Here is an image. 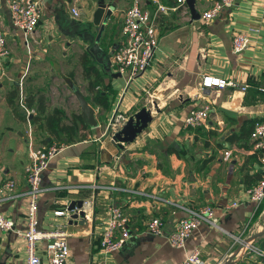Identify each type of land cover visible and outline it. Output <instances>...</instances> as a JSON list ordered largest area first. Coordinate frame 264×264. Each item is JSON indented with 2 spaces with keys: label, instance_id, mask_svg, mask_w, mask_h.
Returning <instances> with one entry per match:
<instances>
[{
  "label": "crops",
  "instance_id": "obj_1",
  "mask_svg": "<svg viewBox=\"0 0 264 264\" xmlns=\"http://www.w3.org/2000/svg\"><path fill=\"white\" fill-rule=\"evenodd\" d=\"M37 1L39 20L25 38L11 26L6 0H0V32L8 51L0 65V182L15 181L11 194H0V214L16 228L25 227L28 125L18 116V83L25 104L26 97L34 98L27 106L33 115L35 99L42 98L48 109L62 110L68 124L71 113L79 115L70 81L94 109L97 126L83 125L72 142L60 135L56 142L64 147L41 174L36 213L40 229L65 231L68 264H175L194 249L204 264H234L248 243L244 241L259 232L263 222V215L254 218L245 191L260 176L249 131L251 120L264 117V0H236L207 24L201 23L200 14L212 0H194L197 18L185 3V10L166 9L155 26L157 46L150 64L129 81L114 71L111 57L122 39V16L130 0ZM158 2L176 5L175 0ZM98 3L107 4L110 14L99 39L100 51L90 55L86 42L61 28L72 20L90 22ZM142 5L148 11L154 8L149 0ZM71 6L77 7L78 18L71 16ZM234 31L248 34L245 48L237 53L231 48ZM87 67L92 69L85 71ZM93 69L99 83L94 88ZM204 73L246 87L201 88ZM95 90L105 94L107 109L94 101ZM201 104L209 108L206 122L184 128L188 110ZM142 106L150 110L151 121L133 141L113 143L108 126L112 116L127 118ZM30 128L33 146L46 143L40 138L55 141L41 133L36 136L33 125ZM225 150L230 152L227 159ZM71 200L91 201L83 224L68 225V216L53 215ZM234 201L236 206L226 207ZM111 204L126 216L129 236L118 250L104 255L98 240ZM202 204L212 206L218 226L200 223L182 248L171 247L166 236L185 215L182 207ZM154 216L162 222L158 235L145 230ZM41 247L38 244L36 252L45 262ZM25 255L21 237L0 232V264H23Z\"/></svg>",
  "mask_w": 264,
  "mask_h": 264
},
{
  "label": "built area",
  "instance_id": "obj_2",
  "mask_svg": "<svg viewBox=\"0 0 264 264\" xmlns=\"http://www.w3.org/2000/svg\"><path fill=\"white\" fill-rule=\"evenodd\" d=\"M144 0H130L129 5L123 12L121 34L122 39L112 52V65L114 71L120 75L126 76L129 81L135 76L141 74L150 64L154 50L157 46L155 26L159 14L166 9L182 8L185 10L184 0H175L176 5L166 7L158 0H149L154 4L151 11L144 9L142 6ZM236 0H212L210 5L201 12L200 21L207 24L223 8H229ZM8 19L11 26L22 32L24 37H30L39 20V4L37 0H6ZM73 18L79 17L76 6L69 8ZM25 40V44H26ZM248 42V34L243 31H234L231 38V48L234 52H240L245 48ZM7 47L3 34L0 32V65L7 56ZM199 85L201 88H223L229 86L233 89L243 91L245 84L221 78L211 74H201ZM17 106L24 114L25 121L28 125L27 135V156L28 164L24 169V181L26 190L24 193L25 207V227L18 229L14 226L13 221L0 214V232L11 231L21 237L24 241L25 261L23 264H68V245L66 233L64 230H42L38 227L37 221V200L41 186V174L47 168L48 162L64 147L63 144L50 141L39 146L32 145L31 128L28 116L32 115L33 110L28 108L24 101V94L18 83ZM196 93V97H200ZM202 98V97H200ZM208 105L192 107L188 110L182 120L184 128H195L203 125L208 116ZM126 117L121 114H114L109 120V128L113 132L119 129ZM251 146L258 153L260 161V176L255 184L248 187L245 191L248 201L252 203L253 212L257 210L264 200V120H254L249 131ZM230 152L223 151V158L227 159ZM15 189V181L7 178L0 182V194H11ZM237 202H230L228 207L236 206ZM91 207L90 200H83L81 208L84 211ZM185 215L178 218L173 229L167 234L168 244L174 248H182L186 238L190 235L200 223H206L217 227V217L214 209L210 204H202L196 207H182ZM54 216H68L66 206L62 209L53 210ZM162 222L158 217H150L145 223V230L150 235L161 233ZM129 231L127 228V218L117 205L107 207V215L103 221L98 247L101 253L108 255L118 250L128 238ZM41 244L45 262L36 252L37 245ZM250 244L247 245V247ZM104 264V263H98ZM175 264H204L198 250L194 249L187 253L181 260Z\"/></svg>",
  "mask_w": 264,
  "mask_h": 264
},
{
  "label": "water",
  "instance_id": "obj_3",
  "mask_svg": "<svg viewBox=\"0 0 264 264\" xmlns=\"http://www.w3.org/2000/svg\"><path fill=\"white\" fill-rule=\"evenodd\" d=\"M187 5L190 13L193 15V18H197V15H194L193 2L194 0H184ZM110 14V8L107 4L98 3L92 13V19L90 22H80L76 23L72 20L69 24L63 26L61 29L65 30V33L76 34L81 36L83 41L86 42L85 51L90 55H95L100 51L99 48V39L104 30V24ZM114 75H118L115 73ZM68 85L74 94L78 106H79V116L81 122L84 126L89 128H95L97 126V121L94 114V109L88 104L84 99L82 93L79 91L78 87L72 82L68 81ZM152 119V114L150 110L142 106L137 111L129 115L122 125L116 131L111 134V141L113 143L125 144L133 141L137 134H139L150 122ZM264 154V152H263ZM82 200H71L67 206L66 210L68 211L67 224H83L84 223V211L81 208ZM263 222L262 229L255 233L253 236L245 240L244 243H247L250 239L253 240L256 236H259L264 233V205L262 209ZM248 243L246 244V246Z\"/></svg>",
  "mask_w": 264,
  "mask_h": 264
},
{
  "label": "trees",
  "instance_id": "obj_4",
  "mask_svg": "<svg viewBox=\"0 0 264 264\" xmlns=\"http://www.w3.org/2000/svg\"><path fill=\"white\" fill-rule=\"evenodd\" d=\"M85 52L88 53L87 51ZM84 69H86L85 71H87L91 70L92 67H87ZM97 75L98 74L96 70L93 69L94 78L92 82V88L99 84ZM12 97H14L13 93L11 95V98ZM93 98L94 101L98 103L103 109L108 108V102L106 100L105 94H101L98 90H95ZM33 101V96L26 97V106H31L32 104L30 102ZM13 107L15 109V106ZM34 110L35 114L28 116V120L30 124L33 125V131L35 132L36 136H39V133H41L45 137H52L53 139L60 141V135L64 134L66 138L63 141L67 143L72 142L76 136L77 131L84 128L78 114L71 113L69 117L70 123L67 124L64 121L67 118L64 112L58 108L48 109L47 106L44 105V100L42 98L35 99ZM18 113L17 115L19 116V118L24 120V114L20 112ZM256 119L264 120V117ZM256 119L251 120V125ZM40 139L41 141H44L46 143L51 141L50 139H47V141L46 139ZM259 212L260 208L255 211L254 218L258 216ZM253 240L254 241L247 247L242 256L238 260H236L234 264H264V233L256 236Z\"/></svg>",
  "mask_w": 264,
  "mask_h": 264
},
{
  "label": "rangeland",
  "instance_id": "obj_5",
  "mask_svg": "<svg viewBox=\"0 0 264 264\" xmlns=\"http://www.w3.org/2000/svg\"><path fill=\"white\" fill-rule=\"evenodd\" d=\"M78 23H80V22H78ZM78 23H77V24H78ZM78 37H79V36H78ZM79 38L83 41V38H82L81 36H80ZM28 41H29V40H28ZM112 51H113V49H112ZM69 117H70V115H69ZM33 134H35V132H33ZM54 140H55V139H54ZM55 141H57V140H55ZM24 147H25V143H24ZM263 205H264V200L262 201L260 207H261V206L263 207ZM262 207H261V208H262ZM261 208H260V209H261ZM259 213H260V212H259ZM258 216H259L258 218H261V217H262V214H261V215H258ZM249 238H250V237H249ZM253 241H254V240L248 241V244H251ZM246 249H247V247L245 246V248L243 249V250H244L243 253L245 252ZM243 253H242V254H243ZM242 254H241V256H242ZM241 256H240V257H241Z\"/></svg>",
  "mask_w": 264,
  "mask_h": 264
}]
</instances>
